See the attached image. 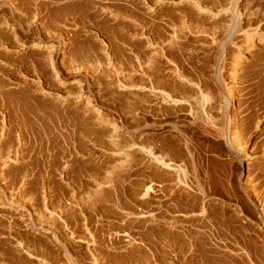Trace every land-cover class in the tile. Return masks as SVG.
<instances>
[{
  "label": "rangeland",
  "instance_id": "obj_1",
  "mask_svg": "<svg viewBox=\"0 0 264 264\" xmlns=\"http://www.w3.org/2000/svg\"><path fill=\"white\" fill-rule=\"evenodd\" d=\"M0 264H264V0H0Z\"/></svg>",
  "mask_w": 264,
  "mask_h": 264
},
{
  "label": "bare ground",
  "instance_id": "obj_2",
  "mask_svg": "<svg viewBox=\"0 0 264 264\" xmlns=\"http://www.w3.org/2000/svg\"><path fill=\"white\" fill-rule=\"evenodd\" d=\"M233 123H234V122H233ZM233 132L235 133V131H233ZM236 133H237V132H236ZM233 136H234V135H233ZM235 136H236V135H235ZM234 138H235V137H234ZM236 139H237V138H236ZM238 139H239V138H238ZM240 139H241V137H240ZM164 163H165V162H162V164H164ZM148 188H149V187H148ZM148 188H147V189H148ZM147 189H145V190H146V191L151 190V189H148V190H147ZM148 192H150V191H148ZM148 192H146L145 194H148ZM262 208H263V207H262Z\"/></svg>",
  "mask_w": 264,
  "mask_h": 264
}]
</instances>
